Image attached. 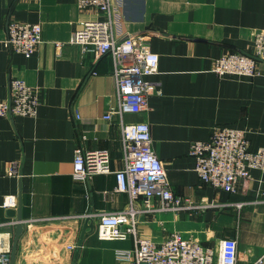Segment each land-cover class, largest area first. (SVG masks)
Here are the masks:
<instances>
[{"label":"crops","instance_id":"1","mask_svg":"<svg viewBox=\"0 0 264 264\" xmlns=\"http://www.w3.org/2000/svg\"><path fill=\"white\" fill-rule=\"evenodd\" d=\"M120 1V30L160 57L151 77L160 93L150 97L146 114L125 120L149 123L174 193L199 205L163 212L159 198L150 206L138 199L139 235L161 244L180 233L213 248L215 264L222 240L233 239L237 264H264V171L253 169L230 193L204 184L190 154L193 142L224 127L246 131L251 151L264 148V61L255 77L213 71L224 55L253 53V30L264 29V0ZM104 18L77 0H0V101L9 100L12 80L36 88L40 101L35 116L0 119V232L12 234V247L19 224H1L22 215L14 264H129L116 254L135 249L133 235H98L99 213L131 205L116 191L115 174L73 176L77 148L108 151L114 172L125 165L120 119L104 118L117 105L112 59L70 43L83 22ZM10 21L41 24L42 43L31 58L6 46ZM13 164L18 175L9 174ZM7 195L18 197L17 208L1 207Z\"/></svg>","mask_w":264,"mask_h":264},{"label":"built area","instance_id":"2","mask_svg":"<svg viewBox=\"0 0 264 264\" xmlns=\"http://www.w3.org/2000/svg\"><path fill=\"white\" fill-rule=\"evenodd\" d=\"M38 2L40 0H27ZM83 10L105 15L104 19L83 22L73 32L70 43L80 45L85 52L110 56L117 90V105L104 117L118 116L122 128L123 160L118 171L111 167V155L106 150L77 148L74 155L75 180H87L97 175L114 173L116 191L126 193L131 205L128 210L99 213L98 235L101 240H115L133 235L134 250H120L117 258L129 264H215V251L195 239L180 233L169 235L157 244L142 238L137 229L133 204L143 199L150 206L153 199L162 203L160 211L182 212L195 210L199 205L174 193L164 163L154 148L151 128L147 122H126L127 115H142L149 110V99L160 89L151 77L158 74L160 57L140 39L120 30L122 4L120 0H77ZM42 43V26L39 23L10 21L7 26L6 46L13 53L31 58ZM63 44H57L58 50ZM252 54L235 52L215 61L213 71L218 76L258 75V64L264 61V29L253 30ZM40 105L39 91L23 80L10 82L9 100L0 101V119L17 116H35ZM190 154L196 159V171L204 184L226 192H235L240 182H246L253 169L264 171V148L250 150L247 132L233 128H216L206 141L191 144ZM19 166L13 164L9 174L18 175ZM16 195H7L2 208H17ZM50 220V219H44ZM39 221H42L40 219ZM21 224V220L1 225ZM12 234L0 232V264L12 261ZM238 243L233 239L221 242L219 264H237ZM260 259L258 262H262Z\"/></svg>","mask_w":264,"mask_h":264},{"label":"water","instance_id":"3","mask_svg":"<svg viewBox=\"0 0 264 264\" xmlns=\"http://www.w3.org/2000/svg\"><path fill=\"white\" fill-rule=\"evenodd\" d=\"M18 217H19V220L22 219L21 211H19ZM22 232H23V227L21 226V224H19L18 227H17V232H16V241L14 242V246H13L11 264L15 263L16 250H17V246H18V238L22 234ZM78 257H79V250L76 253L75 261L78 260Z\"/></svg>","mask_w":264,"mask_h":264}]
</instances>
